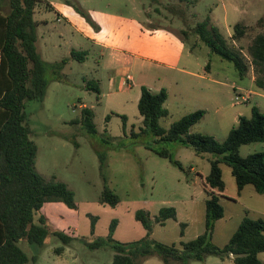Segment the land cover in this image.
I'll list each match as a JSON object with an SVG mask.
<instances>
[{
  "label": "rangeland",
  "instance_id": "rangeland-1",
  "mask_svg": "<svg viewBox=\"0 0 264 264\" xmlns=\"http://www.w3.org/2000/svg\"><path fill=\"white\" fill-rule=\"evenodd\" d=\"M48 1L68 3L83 10L105 8L140 20L150 19L172 27L183 38L186 48L190 50L185 55L193 60L190 68L205 72L218 81L210 82L208 91L213 94L215 88L219 109H215V105L211 103L201 102L199 98L176 104L178 102L170 95L167 100L170 112L159 118L162 126L166 127L171 120L191 111L195 106L192 104H197L205 111L190 129L212 134L221 140L235 123L238 114L248 115L253 104L264 110V91L253 82L255 72L252 66L248 65L244 75H238L229 60L211 53L203 42L189 32L196 21L208 16V22L217 27L227 43L240 48L249 62L246 46L257 31L264 29V0H195L193 3L185 0ZM3 10H7L6 5ZM55 16L57 13L52 7H35L32 18L39 21L34 25V45L46 62L67 58L57 68L45 67L47 83L42 98L25 100L23 109L29 127L28 135L36 145V170L46 179L63 181L73 192L75 207L64 204L65 209H61L53 206L50 214H47V207V210L39 209L37 213L44 215L48 229L43 243L37 246L19 239L18 246L28 256L36 255L35 264H110L113 253L110 247L102 245L89 248L84 241L97 236L105 237L111 218H116L111 232L114 239L124 241L139 237L143 228L133 217V210L138 207H144L150 214H155L160 206H173L174 217L166 218L162 224H152L151 235L157 240L177 243L200 233L204 227L205 193L202 182L208 171L207 157L210 153L200 155L190 146L180 145L175 141L165 142L173 157L180 162L181 166H178L144 146L142 140L150 139V135L144 133L138 140L131 138L130 129L138 130L139 126H143L136 102L125 99L121 93L113 102H107L103 98L96 100L98 93L86 88V83L90 86L96 84L102 89L106 73L97 65L95 55L81 33L64 18L56 20ZM238 20L246 24V31L238 39H232V24ZM183 28L188 30L187 34L182 32ZM84 47H88L89 52L83 59L70 56L71 48ZM206 62L208 69L205 71L203 69ZM54 75L57 77H53ZM196 79L198 85L207 82ZM238 92L248 93L247 99L233 102V95ZM81 102L92 106V119L96 128L93 134L86 132L80 122L72 121L79 115ZM118 103L124 105V122L120 117L121 113L114 111V106H119ZM106 134L111 137L109 143L102 141ZM153 144L154 147L161 145L160 142ZM101 150L105 152V158L103 165L99 167L97 151ZM256 150L264 152V139L241 143L237 151L240 155H246ZM220 169L224 185V197L219 201L222 215L214 220L211 232V241L216 245L223 244L241 216L247 215L243 205L264 208V203L254 198L256 195L264 198V194H256L251 184H244L243 189L237 190L229 166L220 162ZM103 185H107L119 197L114 206L98 202ZM37 213L33 215L34 220ZM91 215L95 216L92 228ZM53 229L68 231L69 235L73 231L70 235L72 238L68 243L62 244L63 249L58 252L54 247L61 241L51 232ZM258 257L264 260V252H258ZM140 264L165 263L158 255L152 254ZM188 264L235 263L230 262L227 257L219 258L208 254L203 260L190 259Z\"/></svg>",
  "mask_w": 264,
  "mask_h": 264
},
{
  "label": "trees",
  "instance_id": "trees-1",
  "mask_svg": "<svg viewBox=\"0 0 264 264\" xmlns=\"http://www.w3.org/2000/svg\"><path fill=\"white\" fill-rule=\"evenodd\" d=\"M40 1L45 7H51L47 0H0V264H35L36 255L28 256L18 246L17 240L25 239L37 246L43 243L48 229L44 215L37 212L44 201L58 200L68 207H75L73 192L63 181L46 179L36 170V145L28 135L29 127L23 109L25 100L42 98L47 83L45 67L57 68L67 58L46 62L35 48L32 12ZM185 1L193 3L195 0ZM3 3L7 6L6 11L1 10ZM73 8L86 22L97 28L86 10L77 6ZM245 31L246 24L235 21L231 38L238 39ZM182 32L187 34L188 30L183 28ZM189 32L203 42L211 53L229 60L238 75H244L248 65L252 66L255 72L253 82L264 91V29L257 31L246 46L249 62L240 48L227 43L217 27L208 22V16L196 21ZM85 53L84 49L71 48L69 51L70 56L78 60ZM204 66L207 67L208 62ZM86 88L98 93L96 84L90 86L86 83ZM165 98L164 87L151 91L144 84L139 85L136 107L143 126H139L138 130L131 128L129 135L134 140H138L144 133L150 135V139L142 140L144 146L178 166H181L180 162L173 157L165 142L175 141L190 146L200 155L210 153L207 157L208 171L202 182L205 193L203 230L177 243L157 240L151 235L152 224H162L166 218L174 217L173 206H160L155 214H150L144 207H138L133 210V217L143 228L139 237L124 241L114 239L111 232L116 218H111L105 237L97 236L84 243L89 248L102 245L110 247L113 250L110 264H140L152 254L158 255L165 264H188L190 259L203 260L208 254L219 258L230 254L235 264H264L258 257V252H264V220L261 217L243 215L223 244L216 245L211 241L214 220L222 215L219 201L224 197V185L220 162L229 166L237 190L244 184H251L256 192L264 193V152L256 150L240 155L237 151L241 143L264 139V110L251 105L249 114H238L226 135L218 140L212 134L190 130V126L203 115V108L188 111L171 120L166 127L162 126L159 118L168 113L163 104ZM120 117L124 122L125 115L120 114ZM92 118V107L83 104L78 117L72 121L80 122L86 132L93 134L96 128ZM102 141L109 143L111 137L106 134ZM155 142L161 145L154 147ZM97 156L101 167L105 152L97 151ZM97 200L114 206L119 197L111 188L103 185ZM35 213L36 220L33 219ZM90 218L92 228L95 216L91 215ZM181 227L182 223L180 234ZM51 232L61 241L54 247L57 252L63 249L62 244L72 238L60 229Z\"/></svg>",
  "mask_w": 264,
  "mask_h": 264
},
{
  "label": "crops",
  "instance_id": "crops-1",
  "mask_svg": "<svg viewBox=\"0 0 264 264\" xmlns=\"http://www.w3.org/2000/svg\"><path fill=\"white\" fill-rule=\"evenodd\" d=\"M48 2L57 13L56 20H59L60 17L64 18L87 40L88 47L95 55L97 65L106 73L103 88L97 87V101L103 98L107 102H113L121 93L120 95L125 99L128 98L136 102L139 85L144 84L151 91H156L160 87L165 88L166 98L163 104L168 114L170 108L167 100L170 95L178 102L176 104L181 102L184 104L191 99L199 98L201 102L211 103L215 105V109H219L215 88L213 94L208 91L210 82L217 83L218 81L205 72H197L190 68L193 66V60L185 55V52L190 50L186 48L185 42L174 32L172 27L153 22L150 19L140 20L132 15L105 8H86L89 16L97 25V28H94L70 4ZM42 4L37 3L34 9L36 6H44ZM4 7L5 3L1 5L2 11H4ZM33 20L34 25L39 21L36 18ZM88 47L80 48L86 51L84 57L89 52ZM207 69L208 67H205L203 70ZM185 74L186 76H184ZM195 77L207 80V82L204 81L202 85H198ZM195 101L194 103H196ZM83 104L84 102H81L80 106ZM117 105L119 106H114L115 113L124 114L123 103ZM192 105L195 106L190 110L200 107L197 104ZM114 111L111 112L114 113ZM243 186L240 189H243ZM256 194L264 193L256 192ZM255 197L264 203L263 197L257 195ZM53 206L65 209L64 203L58 200L44 201L39 209L47 210L49 208L47 214H50V209ZM243 207L249 217H261L264 220L263 207L252 208L246 204ZM70 232L72 235L73 231ZM227 258L232 262L230 254ZM262 261L264 262V260Z\"/></svg>",
  "mask_w": 264,
  "mask_h": 264
},
{
  "label": "built area",
  "instance_id": "built-area-1",
  "mask_svg": "<svg viewBox=\"0 0 264 264\" xmlns=\"http://www.w3.org/2000/svg\"><path fill=\"white\" fill-rule=\"evenodd\" d=\"M247 96H248V93H244V94H242L241 92L235 93L233 95V102H239V101L245 100L247 99Z\"/></svg>",
  "mask_w": 264,
  "mask_h": 264
}]
</instances>
